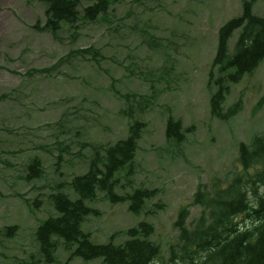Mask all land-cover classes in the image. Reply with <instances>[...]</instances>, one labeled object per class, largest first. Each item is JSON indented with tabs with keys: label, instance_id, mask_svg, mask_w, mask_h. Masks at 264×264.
Segmentation results:
<instances>
[{
	"label": "rangeland",
	"instance_id": "obj_1",
	"mask_svg": "<svg viewBox=\"0 0 264 264\" xmlns=\"http://www.w3.org/2000/svg\"><path fill=\"white\" fill-rule=\"evenodd\" d=\"M93 2L81 0V14ZM242 3L120 0L95 21L81 17L53 33L43 28L45 3L0 0V264H66L70 252L61 240L55 261L47 263L36 238L42 220L58 215L50 195L60 190L79 198L74 176L88 170L95 151L126 138L134 120L146 125L133 164L115 173V190L157 192L140 213L131 212L129 202H111L105 192L86 200L98 211L82 224L93 241L121 244L126 230L145 219L155 227L150 239L161 246L157 263L167 264L179 240L178 213L199 184L226 187L237 175L245 181L238 146L264 134V61L230 84L223 107L241 101L242 108L227 120L211 112L217 87L210 83L219 30L242 14ZM253 11L264 16V0H255ZM170 117L181 121L182 141L167 137ZM34 158L43 174L27 180ZM129 167L133 173L125 176ZM202 213L201 205L190 206L189 229ZM11 226L17 229L8 236Z\"/></svg>",
	"mask_w": 264,
	"mask_h": 264
},
{
	"label": "trees",
	"instance_id": "obj_2",
	"mask_svg": "<svg viewBox=\"0 0 264 264\" xmlns=\"http://www.w3.org/2000/svg\"><path fill=\"white\" fill-rule=\"evenodd\" d=\"M38 1L46 4L43 28L57 33L64 23L74 24L81 17L97 20L120 0H94L84 7L83 14L79 10L81 0ZM254 4L255 0H243L242 14L229 19L219 30L217 51L210 69V83L217 87L211 96V112L223 120L236 115L242 108L241 101H237L224 109L230 84L253 74L264 61V16L253 11ZM235 32L238 35L230 50L229 40ZM145 125L143 121L134 120L126 138L108 145L103 153L94 152L88 170L74 176L71 182L79 198L72 199L60 190L50 195L58 215L42 220L36 229L40 252L47 263L55 261L61 240L70 252L66 264L75 258L84 261L101 258L102 264H158L161 246L150 239L155 227L148 220L126 230L128 238L121 244L112 240L97 243L90 232L82 228L86 217L98 212L87 205L86 200H95L99 192H105L113 203L129 202V210L133 213H140L146 201L155 196L156 189L138 188L126 195L115 190L119 185L115 173L133 164ZM166 133L169 139L182 141L181 121L170 117ZM238 148L245 181L237 175L226 187L219 181L211 185L199 184L193 201L183 205L178 213L175 227L179 240L172 245L167 264H264V134L254 135L249 143L241 141ZM252 167H257L255 173L249 171ZM132 173L129 167L125 176ZM42 174L41 160L34 158L25 178L32 180ZM197 204L203 207V213L197 225L189 229L190 206ZM241 216L250 219L251 226L242 224ZM16 229L17 226L7 227L6 234L12 236Z\"/></svg>",
	"mask_w": 264,
	"mask_h": 264
}]
</instances>
